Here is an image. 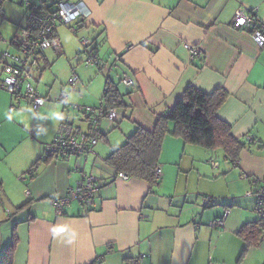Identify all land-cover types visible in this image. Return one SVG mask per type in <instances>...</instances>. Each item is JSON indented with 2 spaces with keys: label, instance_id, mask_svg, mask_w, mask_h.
<instances>
[{
  "label": "crops",
  "instance_id": "obj_1",
  "mask_svg": "<svg viewBox=\"0 0 264 264\" xmlns=\"http://www.w3.org/2000/svg\"><path fill=\"white\" fill-rule=\"evenodd\" d=\"M72 1L84 2L91 15L79 33L57 28L63 54L41 56L37 87L45 105L31 114L26 101L13 104L0 92V258L15 236L14 264H135L144 255L140 264H264V240L245 250L238 235L260 219L257 199L247 192L250 178L264 177V48L234 23L238 10L264 22V0ZM25 14L24 8L16 27ZM83 33L96 39L101 59L119 58V69L80 66L69 72L68 66L44 75L64 58L82 54ZM185 43L202 46L204 55L192 59ZM6 47L0 43V54ZM73 74L79 76L74 87ZM125 74L134 87L122 83ZM108 79L124 95L125 107L118 109L116 122L102 121L94 151L41 162L33 172L61 123L90 130L74 106H101ZM188 86L226 91L217 116L231 125L235 138L244 141L252 134L259 143H248L235 165L219 149L173 135L170 122L158 183L119 177L107 157L138 127L154 130ZM62 92L68 104L58 101ZM83 175L102 184L93 207L73 203L57 215L50 200L75 188ZM206 196L213 198L208 207L202 206ZM226 212L225 226L212 228Z\"/></svg>",
  "mask_w": 264,
  "mask_h": 264
},
{
  "label": "built area",
  "instance_id": "obj_2",
  "mask_svg": "<svg viewBox=\"0 0 264 264\" xmlns=\"http://www.w3.org/2000/svg\"><path fill=\"white\" fill-rule=\"evenodd\" d=\"M20 5L26 9L24 20L18 25L16 35L10 42L4 41L6 49L0 54L2 72L0 75V90L9 93L18 103L26 101L34 112H38L46 103V99L38 90V75L41 70V56L46 51L63 54V48L59 37L55 34L59 26H67L74 34L86 28V21L91 12L84 2L72 0H20ZM235 26L241 30L250 31L258 48H264V22L254 12L247 13L238 10L235 14ZM86 66L98 67L102 71L107 69H119L117 60L107 61L101 59L98 52V43L94 39L91 43L88 38L81 39ZM190 57L195 59L202 57L204 51L200 45L184 44ZM79 82V76L73 74L69 85L74 87ZM122 83L134 87L135 81L128 75H123ZM60 103L68 104L69 95L62 92L58 98ZM74 109L85 116L90 122V130L82 132L72 124L63 122L53 142L46 145L42 160L66 159L73 154L87 155L94 151V146L101 137V123L104 120L116 122L120 115L116 108H107L104 104L98 107H81L75 105ZM249 144L256 143L258 139L252 134L245 136ZM214 164V163H213ZM119 177L128 179L124 173ZM160 176L158 171L156 182ZM102 186L93 175H83L75 188L67 190L61 197L52 198L51 204L57 215H63L66 207L78 203L86 208L94 205V196ZM249 196L257 199L256 212L264 217V177L250 178ZM213 198L206 196L202 200V206L212 205ZM228 212L222 217L213 220L210 226L216 230L222 229L226 224ZM264 240L261 237L260 243ZM140 258L135 264H140Z\"/></svg>",
  "mask_w": 264,
  "mask_h": 264
},
{
  "label": "trees",
  "instance_id": "obj_3",
  "mask_svg": "<svg viewBox=\"0 0 264 264\" xmlns=\"http://www.w3.org/2000/svg\"><path fill=\"white\" fill-rule=\"evenodd\" d=\"M3 1L0 0V16L4 15ZM123 98L124 95L120 93L118 86L108 79L102 98L103 104L109 109H121L125 107ZM226 98L227 92L222 89L206 93L194 86H188L175 107L158 119L154 130L149 131L138 127L120 148L107 157V164L118 174L124 173L129 178L144 180L152 186L157 184L162 144L166 135L169 134L168 125L173 122L176 127L173 135L183 137L186 143L208 149H219L236 165L240 153L248 148V143L235 138L231 125L217 116V110ZM41 162L46 163L47 160L41 158L33 165L32 171H35ZM30 173L32 177H35L36 173L31 171ZM238 235L245 241V250L257 247L264 235V217L260 216L257 221L242 226ZM16 242L17 239L14 236L12 244L1 256L0 264H14Z\"/></svg>",
  "mask_w": 264,
  "mask_h": 264
},
{
  "label": "rangeland",
  "instance_id": "obj_4",
  "mask_svg": "<svg viewBox=\"0 0 264 264\" xmlns=\"http://www.w3.org/2000/svg\"><path fill=\"white\" fill-rule=\"evenodd\" d=\"M19 2H20V0H4L2 2V8H3V12H4V15L0 16V37H1L0 43H2V44L4 43V41H7V42L12 41L16 35V31H17L16 22L21 18L22 14L24 12V8L19 5ZM81 36L82 37L79 38V42H81L82 38H88L91 43H94V37L92 35L83 33V34H81ZM80 46H81V43H80ZM81 53L82 54H78L79 56L75 55V58L69 57L70 60H68V58H64L63 59L64 61H60L61 64L55 63L51 68H48L44 71V75H48L52 69L59 70L62 72H66L67 68L69 66V72H71V67H73V68H78L80 66L86 67L85 63L83 62L85 60V55L83 53V47L82 46H81ZM79 59H80V61H79L80 63L78 62ZM61 76H65V75L61 74ZM38 77H39V75H38ZM42 83H45V81H43ZM41 87H42V85H41ZM0 92L6 93L8 98L10 96L12 103L13 104L16 103V101L13 99V97L9 93H7L3 90H0ZM29 112L31 114L35 113L32 109H30ZM257 143H259V142L257 141L255 144H257ZM262 243H260V245ZM253 248L255 249L257 247H253Z\"/></svg>",
  "mask_w": 264,
  "mask_h": 264
}]
</instances>
